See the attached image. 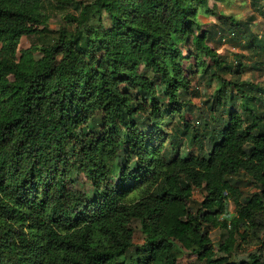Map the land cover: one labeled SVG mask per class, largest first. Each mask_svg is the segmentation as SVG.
Returning a JSON list of instances; mask_svg holds the SVG:
<instances>
[{"label":"trees","instance_id":"1","mask_svg":"<svg viewBox=\"0 0 264 264\" xmlns=\"http://www.w3.org/2000/svg\"><path fill=\"white\" fill-rule=\"evenodd\" d=\"M55 3L79 14L53 32L43 0H0V264H264V89L223 78L247 67L208 45L209 0ZM218 18L263 72L264 33ZM198 74L220 89L193 122Z\"/></svg>","mask_w":264,"mask_h":264},{"label":"rangeland","instance_id":"2","mask_svg":"<svg viewBox=\"0 0 264 264\" xmlns=\"http://www.w3.org/2000/svg\"><path fill=\"white\" fill-rule=\"evenodd\" d=\"M56 1L57 0H43V4L46 8V13L49 16L47 27L50 31L53 32H56L61 28H67L66 22L64 20V17L66 15L69 14L78 16L79 14V10L75 8H72L65 12L55 9ZM76 1L87 3L88 0ZM253 1L258 2L256 0H209L208 7L213 15H201L198 19L203 30H211L213 38L212 40H210V42H208V45L213 47L214 51L217 52L218 55L224 58L228 63L234 62V64H237L238 62H240L242 65L247 67L245 70H243L242 73H240V75L227 73L223 76V78L227 81H233L235 79V76H237L240 82L258 85L260 88L264 89V71L257 72L256 70L249 68L250 66H252L251 63L254 59L252 58V55L245 48H243L245 42L239 41L240 44H237V41H232L231 38L227 37L223 38L219 42L217 41V39L220 34L215 36L213 32L217 31V28H219L218 15L221 14L226 17H232L235 21L241 22L242 24L248 23V29L253 35H260L264 33V14L261 13H264V9L262 8L264 7V1L261 2V12H259L258 6H254ZM104 21L105 23H107L106 20ZM68 31H72V28ZM34 43H37V40H35V38L22 37L16 49L17 58H20L21 52L23 50H28ZM1 48L2 42H0V50ZM32 55L34 58H38V55L36 53ZM206 64H210L209 60H206ZM10 80L12 79L10 78ZM191 87L194 89L192 93L198 94V96L190 95L188 97V103L191 104L193 110V122L199 118V114L203 117L206 116L208 119L210 115L204 102L210 96H212L216 90L220 89V86L217 84V80L211 79L209 74L207 76L198 74L195 75L191 80ZM238 102L239 99H237V103ZM186 149L189 150V147H187ZM240 191H242V193L244 194L243 196L245 197L247 195L255 193L257 189L254 186L252 187L250 185H245L244 182L240 184ZM202 199V194L199 191H194L193 200L196 203H199L202 201ZM228 214L229 216L226 217V219L228 218V220H231V217L235 215L234 205L232 204V202L229 203ZM133 227L135 230L133 238L134 244L140 246L143 244V237L141 232L139 231V224L135 223ZM224 236V231L220 228L213 229L210 232L211 241L216 247L219 243L222 242ZM249 242L252 244H250L249 246L244 245L248 252L253 251L257 247L255 244H253V240H250ZM193 261L194 257L190 258L189 256H183L177 261V264H191Z\"/></svg>","mask_w":264,"mask_h":264}]
</instances>
